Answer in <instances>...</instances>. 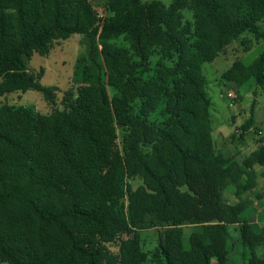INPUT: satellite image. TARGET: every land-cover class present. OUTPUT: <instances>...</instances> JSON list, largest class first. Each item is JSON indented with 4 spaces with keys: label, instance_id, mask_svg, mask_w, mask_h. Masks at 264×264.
Instances as JSON below:
<instances>
[{
    "label": "trees",
    "instance_id": "trees-1",
    "mask_svg": "<svg viewBox=\"0 0 264 264\" xmlns=\"http://www.w3.org/2000/svg\"><path fill=\"white\" fill-rule=\"evenodd\" d=\"M260 22L264 0H0V96L36 90L53 106L31 115L0 105V261L229 264L231 220L247 264H264V226L243 215L264 137L239 159L215 148L203 73L239 38L246 51L245 36L264 38ZM75 34L87 39L81 82L60 108L29 62ZM223 78L264 87V51ZM160 104L163 119L152 120ZM254 128L251 115L240 140Z\"/></svg>",
    "mask_w": 264,
    "mask_h": 264
},
{
    "label": "rangeland",
    "instance_id": "rangeland-1",
    "mask_svg": "<svg viewBox=\"0 0 264 264\" xmlns=\"http://www.w3.org/2000/svg\"><path fill=\"white\" fill-rule=\"evenodd\" d=\"M169 4L171 0H160ZM103 2L95 3V8L100 15L106 14ZM186 18H191V13L184 11ZM261 28L264 30V22H260ZM244 37V36H243ZM248 40L249 50H245V46L241 44V38L230 44L224 52H222L214 61L203 64V73L206 77V88L211 99V118L213 127V139L215 148L225 154L227 157L235 156L241 158L250 153L257 146V139L264 135V87L258 85L254 79L249 80L245 84L227 81L223 78L224 72L231 67L233 62L241 59L245 64L253 62L262 51H264V38L255 40L253 35L248 34L244 37ZM244 39V40H245ZM120 43H124L123 39H119ZM87 39L83 35L75 34L66 40L54 43L50 53L46 56L34 54L29 62V69L38 73L43 69L44 74L41 83L45 86H55L56 107H62L61 99L65 91L73 89L81 82L79 68L76 67L79 58L86 52ZM159 56L155 54L152 57V65L155 67ZM114 89L110 88V94L114 93ZM232 93V96H229ZM0 105H7L14 109H22L28 114L47 113L52 110V104L47 102L42 93L36 90H28L26 92H13L0 96ZM160 104L158 110L151 114L150 118L155 121L163 119ZM255 119L254 128L244 133L243 141L240 140V127L250 117ZM259 131V132H258ZM258 133V134H257ZM258 173L257 189L253 190L249 195L255 200V206H251L243 215L249 220L258 212L260 206L264 211V198H257V194L264 192V168L256 166ZM139 181H133L136 187ZM234 189L228 188L225 192L226 198L230 203L237 201L234 195ZM257 206V207H256ZM260 223L264 224V215H262ZM234 223L229 220V230L231 236L228 239L230 248V264H247L243 246L238 239V233ZM259 224V223H258ZM257 225V224H256ZM143 248L148 253L152 252L157 245L158 232L156 229L142 231ZM113 251H117L116 246H112ZM0 264H7L1 262ZM145 264H153L147 262Z\"/></svg>",
    "mask_w": 264,
    "mask_h": 264
},
{
    "label": "crops",
    "instance_id": "crops-1",
    "mask_svg": "<svg viewBox=\"0 0 264 264\" xmlns=\"http://www.w3.org/2000/svg\"><path fill=\"white\" fill-rule=\"evenodd\" d=\"M258 144V143H257ZM257 147V146H256ZM255 147V148H256ZM249 154V153H248ZM248 154H246V155H248ZM225 155V154H224ZM246 155H244V156H246ZM226 156V155H225ZM227 157V156H226ZM232 157V156H231ZM238 159V158H237ZM257 187V186H256ZM254 188L253 190H258L257 188ZM235 203V202H234ZM256 203V202H255ZM256 205V204H255ZM257 207V206H256ZM258 208V212L256 213V214H254L252 217H251V219L252 220H250L252 223H254L255 225L257 224V227H258V229H260L262 226H264V224L262 225L261 223H260V221H258L259 219L261 220V217H262V215H264V211H262V209H263V207H261L260 208V206L259 207H257ZM259 223V224H258ZM232 226H235V229L237 230V233H238V239H239V230H238V225H236V224H233ZM230 227V226H229ZM230 236H231V234H230ZM230 264V263H229Z\"/></svg>",
    "mask_w": 264,
    "mask_h": 264
},
{
    "label": "built area",
    "instance_id": "built-area-1",
    "mask_svg": "<svg viewBox=\"0 0 264 264\" xmlns=\"http://www.w3.org/2000/svg\"><path fill=\"white\" fill-rule=\"evenodd\" d=\"M100 16H102V14ZM229 96H232V93H229ZM263 137H264V135H263Z\"/></svg>",
    "mask_w": 264,
    "mask_h": 264
}]
</instances>
